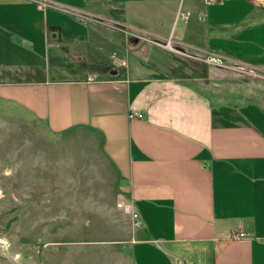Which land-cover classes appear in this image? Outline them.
Segmentation results:
<instances>
[{
    "label": "crops",
    "instance_id": "crops-1",
    "mask_svg": "<svg viewBox=\"0 0 264 264\" xmlns=\"http://www.w3.org/2000/svg\"><path fill=\"white\" fill-rule=\"evenodd\" d=\"M56 2L42 11L35 0H0V100L51 134L99 137L117 192L141 222L129 242L132 264H264V101L208 74L167 72L161 46L146 55L152 36L170 40L184 61L215 53L229 67L264 71V7ZM230 98L232 110L222 105ZM238 232L247 237L231 239Z\"/></svg>",
    "mask_w": 264,
    "mask_h": 264
},
{
    "label": "rangeland",
    "instance_id": "rangeland-1",
    "mask_svg": "<svg viewBox=\"0 0 264 264\" xmlns=\"http://www.w3.org/2000/svg\"><path fill=\"white\" fill-rule=\"evenodd\" d=\"M256 1L264 7V0ZM181 17L172 33L179 32ZM148 37L155 42L147 43V57L161 46L167 72L176 67L189 78L208 74L213 83L236 84L264 101V71L184 61L187 54L174 44L171 50ZM128 62L139 63L133 56ZM222 105L232 110L236 100ZM121 201L97 135L51 134L23 108L0 100V264H132L135 227L117 206Z\"/></svg>",
    "mask_w": 264,
    "mask_h": 264
},
{
    "label": "built area",
    "instance_id": "built-area-1",
    "mask_svg": "<svg viewBox=\"0 0 264 264\" xmlns=\"http://www.w3.org/2000/svg\"><path fill=\"white\" fill-rule=\"evenodd\" d=\"M203 2H204V5L207 7L209 5L216 3L217 0H203ZM35 3H36L37 8L39 10H42V11H44L48 8H53V7L59 6L57 4L56 0H35ZM204 15H205V12L199 16V19H201ZM171 44H172L171 41L168 40L165 44L166 48H169L172 50V48L170 46ZM200 62H202L205 65L216 66L218 68H227L228 67L227 66L228 61L225 58L216 55L215 53L207 54L205 57L200 59ZM114 63L118 64L120 67L125 66L124 60H114ZM235 68L239 69V70H244L250 74H255V71H256L255 68L246 67V66L238 65V64L235 65ZM87 81L93 82L94 77L88 76ZM128 117L130 119H133V118L142 119L143 115L140 112H130ZM117 206L119 208H121L125 214L130 216V219H131L134 227L141 226V222L139 220L138 213L134 210L133 203L131 201H121L117 204ZM246 237H247V235L243 232H238V233H234L231 235V239H234V240L244 239Z\"/></svg>",
    "mask_w": 264,
    "mask_h": 264
}]
</instances>
